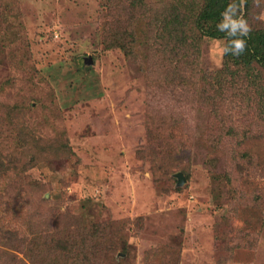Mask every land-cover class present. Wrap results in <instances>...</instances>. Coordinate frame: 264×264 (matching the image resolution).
<instances>
[{"label":"rangeland","instance_id":"obj_1","mask_svg":"<svg viewBox=\"0 0 264 264\" xmlns=\"http://www.w3.org/2000/svg\"><path fill=\"white\" fill-rule=\"evenodd\" d=\"M252 11L264 27V2ZM119 17L105 0H0V264H32L38 234L114 221L127 264H264V97L239 75L201 94L224 40L202 41L197 70L172 44L106 48Z\"/></svg>","mask_w":264,"mask_h":264},{"label":"trees","instance_id":"obj_2","mask_svg":"<svg viewBox=\"0 0 264 264\" xmlns=\"http://www.w3.org/2000/svg\"><path fill=\"white\" fill-rule=\"evenodd\" d=\"M254 1L105 0V5L109 10L112 8L121 13L122 17L119 18L122 21L114 23V25L110 23L111 26L107 25L103 43L109 49L120 48L128 56H133L137 45L143 44L146 40L149 45L155 43L150 47L157 46L158 49L162 47L159 49L160 52L163 47L172 44L169 52L170 62L173 65H178V62L181 65L186 63L192 70H197L203 40L220 39L224 40L226 45L232 39L225 32L217 30V24L222 21V13L225 12L227 6L232 3L238 5L240 11L237 16H241L242 4H244L245 12L242 16L248 22L249 15L253 12ZM125 15L126 18H123ZM229 15L232 16L234 13L229 10ZM250 27V34L247 37H242L247 41L246 50L242 55L238 57L231 54L222 55V67L209 72V75L200 70L204 79L200 92L201 94H210L211 91H214L212 102L216 101L225 85L230 84L229 82H236L237 75L242 81L246 79V83L256 89V97H264V81L261 78L264 75V27L251 25ZM193 53L195 58H193ZM185 79L186 86L188 84L195 86L193 80ZM212 98L209 97V99ZM58 142L60 141L56 139L55 145L52 143V146H48V151H57V148H63L62 145L57 144ZM58 153L56 152V154ZM161 153L164 155L163 151ZM167 156H171L170 151ZM166 159L163 160L160 154H155L154 157L152 155L150 161L154 171L159 173L167 169ZM91 226L81 229L80 231L83 232H78L80 235L75 234L69 240L46 238L45 233L38 234L32 240L33 246L21 249L32 264H95V261L97 264H127V260L122 256L116 258L118 250L130 254L127 245L128 238L122 232L121 224L114 221L105 225L93 224ZM9 232L7 231V233ZM81 235H90L95 238L94 244L87 248V243L79 239ZM33 250L39 254H37V259L33 257ZM168 252L171 255L170 247L162 249V255H166ZM99 256L101 258L95 260ZM166 264H169L167 257Z\"/></svg>","mask_w":264,"mask_h":264},{"label":"clouds","instance_id":"obj_3","mask_svg":"<svg viewBox=\"0 0 264 264\" xmlns=\"http://www.w3.org/2000/svg\"><path fill=\"white\" fill-rule=\"evenodd\" d=\"M256 5H259V0H255ZM238 9V11H237ZM229 10L234 15H229ZM240 8L235 3L229 4L224 13H222V21L217 24V30L225 32L228 37H231L228 44L223 46L220 51L222 55L231 54L232 56H240L244 53L247 47V41L242 37H247L251 32V27L243 16H237Z\"/></svg>","mask_w":264,"mask_h":264},{"label":"water","instance_id":"obj_4","mask_svg":"<svg viewBox=\"0 0 264 264\" xmlns=\"http://www.w3.org/2000/svg\"><path fill=\"white\" fill-rule=\"evenodd\" d=\"M178 177V184H182L183 180H184V175L182 173L177 174Z\"/></svg>","mask_w":264,"mask_h":264}]
</instances>
